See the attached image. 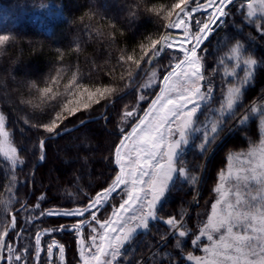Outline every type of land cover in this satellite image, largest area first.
I'll return each instance as SVG.
<instances>
[{
  "label": "snow or ice",
  "instance_id": "1",
  "mask_svg": "<svg viewBox=\"0 0 264 264\" xmlns=\"http://www.w3.org/2000/svg\"><path fill=\"white\" fill-rule=\"evenodd\" d=\"M192 3L194 7L190 0H176L170 5H142V14L155 18L158 30L164 31L148 35L146 42L139 44V57L119 56L125 71L118 79L109 73L108 84L90 86L83 83V77L74 74L60 91L63 69L54 68L44 87L33 83L39 103L20 102L33 108L47 105L51 110L43 113L46 122L42 119L31 123L22 118L23 142L19 146L6 127L13 110L9 109L7 114L0 110V156L8 162L12 173L9 183L15 185V169L25 164L24 156L38 149L39 160L44 161L46 140L75 129V125L73 129L67 127L71 117L86 127L89 120L77 114L90 118L94 106H100L105 109L100 118L107 122L115 99L126 90L134 95L131 110L124 105L123 112L118 113L130 131L121 127L118 142L110 146L107 159L112 175L107 186L89 196L86 202L77 201L69 193L68 203L74 205L70 207L42 208V203L52 202L47 194L37 197L31 209L22 204L21 211L38 213L26 220V224L35 225L53 217L69 222L37 231L34 245L14 249L5 239L9 232L16 233L18 227L16 215H11L10 222L0 230V264H28L33 252V264H41L42 253L45 264H53L54 255L58 256V264H65L63 243L52 238L46 246L42 244V238L52 233L74 234L79 264H133L129 256L135 253L138 238L152 234L150 225L157 222L166 225L167 230L159 235L156 247L162 251L152 253V257H158L152 259V264H264V99L245 104L247 87L252 84L257 67L264 66V55L257 58L256 54V45H264V0L240 3L192 0ZM194 13H201V18L194 20ZM137 15L132 12V19ZM171 30H180L182 34L173 36L169 34ZM221 33L224 35L215 50L219 51L222 45L227 51L212 66L208 60L212 55L210 37H221ZM8 40V35H0V44ZM162 59L169 62L160 65ZM221 68L223 73L217 80ZM241 68L243 76L237 72ZM144 75L147 79L139 84ZM229 76L231 80L227 79ZM149 96L153 97L150 102ZM144 102L146 108L141 107ZM253 119L258 121V142H249L246 148L234 145L227 150L226 167L218 173L216 198L206 219H198L194 227H189L191 217L183 210L166 218L160 215L179 184L195 188L203 179L189 169L185 160L188 152L195 148L204 156L218 142L224 144L227 133L248 125ZM32 130H42L43 136L30 144L28 132ZM222 134H225L223 139ZM196 167L202 170L204 165ZM117 196L120 203L112 204L109 214L106 206ZM2 203L7 216L12 202ZM101 211L103 219L97 215ZM86 228L90 230L87 239ZM27 231V227H21L17 238H24L20 234ZM189 241L190 247L201 254L185 252ZM135 264L145 261L138 259Z\"/></svg>",
  "mask_w": 264,
  "mask_h": 264
},
{
  "label": "trees",
  "instance_id": "2",
  "mask_svg": "<svg viewBox=\"0 0 264 264\" xmlns=\"http://www.w3.org/2000/svg\"><path fill=\"white\" fill-rule=\"evenodd\" d=\"M174 2L176 0H17L11 7H7L3 18H6L8 23L4 27L12 31L15 36L13 43L0 53V110H5L6 114L9 109L13 110L6 127L13 133L14 142L18 146L23 142L22 118L29 119L31 123H38L42 119L46 122L43 113L51 110L47 105L33 108L31 104L20 102L24 100L32 101L33 104L39 103L37 99L39 94L36 88L32 87L33 83L40 88L44 87V81L50 73L54 74L52 72L54 68H62L63 73L67 75L78 73L85 79L84 83L90 86L108 84L109 73L118 79L125 71L119 63V56L135 54L139 57V44L146 42L148 35L163 34L164 31L158 30L155 18L142 14V5L147 4L150 7L153 3L170 5ZM199 2L204 3V0ZM240 2L243 0H238V3ZM190 4L195 6L192 0ZM132 12L138 14L136 19H132ZM196 16H201V13ZM223 35L224 33H221V37H210L212 44L209 46V52L212 55L208 60L212 66H215L220 56L227 51L222 45L219 51L215 50ZM256 54L257 58L264 55V45L259 43L256 45ZM168 62L167 59H162L159 64L164 65ZM152 67L158 70L157 65ZM237 72L243 76L242 68ZM222 73L223 68L219 70L217 80ZM146 79L145 75L139 84L144 83ZM227 79L231 80L232 77L229 76ZM4 87L8 89L6 96H4L6 91ZM144 94L149 95L147 91ZM263 95L264 66H258L255 78L245 92V104L254 100L257 102ZM151 98L153 97L149 96V102ZM133 104L134 95L128 93L114 102L107 114V122L98 118L88 122L86 127L79 126L60 137L46 140L45 160L42 162L39 160L38 149H32L27 156H24L25 164L15 169L17 178L15 185L9 183L12 173L8 162L0 156V230L6 222H10L13 211L21 208V205L27 201V207L33 208L37 203L36 198L42 194L52 197L50 204H41L42 208L54 205L70 207L74 205L68 203L69 193L74 194L77 201L86 202L89 196H94L102 187H106L112 175V168L107 159L110 146L113 142H118L121 127L130 131V126L121 120L118 113L123 112L124 105L131 110ZM141 107L146 108L147 102L142 103ZM104 110L100 106H94L90 118L101 116ZM77 116L81 119H89L81 113ZM66 124L70 129L78 125L79 121L71 117L70 122ZM257 126L258 121L255 119L248 125L238 126L232 133L226 134L224 144L218 142L204 156H201L195 148L188 152L185 160L192 173L200 175L203 169L198 170L196 165H206L200 185V207L202 206L206 211L215 198L214 188L218 173L226 167L227 150L234 145L246 148L249 142H258ZM25 131L27 132V129ZM224 135L222 134V139ZM42 136V130L28 132L29 143L38 142V138ZM196 143H199V139ZM39 162L41 163L37 166ZM197 187L198 184L195 188L190 184H179L160 215L166 218L169 214L177 215L181 210L187 211ZM6 200L12 202L7 216L4 214L2 203ZM119 203L120 199L117 196L106 206L109 214L112 204L118 206ZM15 215L18 226L16 233L20 232L21 227L28 228L27 232L20 234L24 238L18 239V242H15L16 233L10 232L6 237V241L13 248L16 246V249L22 248L25 244L34 245L37 231L56 228L59 224L69 222L53 217L31 225L26 224L25 221L38 213L20 210ZM99 216L101 219L105 218L103 211ZM150 226L152 234L140 236L135 253L129 256L133 264L138 259H145L155 249L159 235L167 230L166 225L160 222ZM52 238L65 245L66 264H78L79 251L74 234L52 233L51 236L44 237L43 244L46 246ZM6 253L7 250L5 257ZM33 255L34 252L29 255L28 264H33ZM44 256L42 253V257Z\"/></svg>",
  "mask_w": 264,
  "mask_h": 264
},
{
  "label": "rangeland",
  "instance_id": "3",
  "mask_svg": "<svg viewBox=\"0 0 264 264\" xmlns=\"http://www.w3.org/2000/svg\"><path fill=\"white\" fill-rule=\"evenodd\" d=\"M16 1L17 0H0V35H8L9 36V40L7 42H5L4 44H0V53H2L11 43H13V37L15 35H14V33L12 31H9L8 28L6 30V28L4 27L5 24L8 23V22H7L6 18H3V13L6 12L7 7H11L12 4L14 2H16ZM196 14H198V13H194V15H193L194 16V20H195V18H201V16H196ZM204 15H206V13H204ZM74 74H78V73H74ZM74 74L67 75V73H65V74L62 73L63 78L60 81V85H59V90L60 91H63V86L68 83V81L71 79V77ZM78 75L80 76V74H78ZM84 81H85V79H83V83H84ZM4 90L7 91V92L4 91V96L8 95V89L4 87ZM261 99H264V95L259 98L257 103H259ZM74 158H76V157L74 156ZM205 169H206V165L204 166V168H203V170H202V172L200 174V175H202L203 178H204V174H205L204 173ZM201 182L198 183V187H197V189L195 191L194 197L191 200V203L189 205V209H187V211H185L191 217L188 220L189 227H194L195 224L197 223L198 219H200V220L206 219L207 214L210 213L211 204L214 203L215 198H216V194H215L214 200L212 201V203H210V205L208 207L209 210L206 211L205 209H203L202 206L200 207V198H201L200 185H201ZM101 213H102V211L98 212L97 215L99 216V215H101ZM197 214H199V217L197 216ZM193 217H194V219H192ZM196 217H198V219ZM186 219H187V217H186ZM84 235H85V238L87 239L89 237V235H90V230L86 228L85 232H84ZM169 239H171V237ZM43 241H44V237L42 238V244H43ZM15 242H18V238L15 240ZM59 242L62 243L61 241H59ZM173 243H174V241H173ZM188 245L189 246H186L185 252H187V251H196V254H201L198 250H194V249H192L190 247V241L188 242ZM14 249H16V246L14 247ZM158 251H162V250H160L157 247H155V249L152 252H150L149 255L145 257V259H143L145 261V264H152V259L158 258V257H152V253L153 252H158ZM6 255H7V253H6ZM79 260H80V258H79ZM79 260H78V264H79ZM41 263L45 264V256L42 257V254H41ZM53 264H58V256L57 255H54V257H53ZM65 264H66V251H65Z\"/></svg>",
  "mask_w": 264,
  "mask_h": 264
},
{
  "label": "water",
  "instance_id": "4",
  "mask_svg": "<svg viewBox=\"0 0 264 264\" xmlns=\"http://www.w3.org/2000/svg\"><path fill=\"white\" fill-rule=\"evenodd\" d=\"M172 31H173V32H171V33H169V34H171V35H173V36L181 35V34H182L180 30H172ZM144 76H145V75H144ZM144 76H142V77L140 78V80L138 81V83H140V81L143 79ZM127 94H128V92L122 94L120 98L126 96ZM120 98L115 99V101L118 100V99H120ZM115 101H114V102H115ZM104 112H105V110H104ZM104 112H103V113H104ZM98 118H100V116L97 117V118H89L88 120H89V122H91V121H94L95 119H98ZM79 126H80L79 124L76 125L75 129L78 128ZM70 129H73V127L70 128ZM65 133H66V132H65ZM53 138H57V137H53ZM41 162H42V161H41ZM41 162H39V163L37 164V166H38ZM37 166H36V168H37ZM27 203H28V201L25 202L24 204L27 205ZM20 209H21V208H19V209L13 211V212L11 213V215H13V214L15 215L18 211H20ZM9 233H10V232H9ZM5 239H6V237H5Z\"/></svg>",
  "mask_w": 264,
  "mask_h": 264
}]
</instances>
